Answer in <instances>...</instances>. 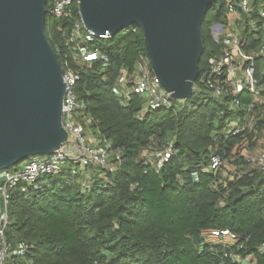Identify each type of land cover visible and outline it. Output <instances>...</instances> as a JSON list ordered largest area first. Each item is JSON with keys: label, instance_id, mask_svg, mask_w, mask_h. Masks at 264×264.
<instances>
[{"label": "trees", "instance_id": "16d2710c", "mask_svg": "<svg viewBox=\"0 0 264 264\" xmlns=\"http://www.w3.org/2000/svg\"><path fill=\"white\" fill-rule=\"evenodd\" d=\"M225 1L215 0L201 22L203 52L193 95L144 111L140 95L113 92L117 85L129 91L139 55L147 57L141 29L131 25L109 38L80 42L99 56L79 64L78 50L65 44L77 8L69 19H54L46 0V37L62 71L67 64L79 73L74 117L84 130L105 137L119 158L110 153L114 171L88 165L85 187L70 175V163L59 176L40 179L37 188L13 192L7 264H243L231 255L264 264V170L243 154L264 137V121H257L255 133H234L229 123L242 116L250 92L238 93L233 107L230 94L211 98L203 79L222 52L210 26L229 27ZM240 37L251 53L264 42V30L241 31ZM123 72L127 81L120 83ZM254 76L264 89L260 58H254ZM168 141L173 152L158 165L155 154ZM215 154L222 163L214 171L209 163ZM220 230L234 237L212 234Z\"/></svg>", "mask_w": 264, "mask_h": 264}, {"label": "water", "instance_id": "95a60500", "mask_svg": "<svg viewBox=\"0 0 264 264\" xmlns=\"http://www.w3.org/2000/svg\"><path fill=\"white\" fill-rule=\"evenodd\" d=\"M214 3L78 0L77 9L84 28L102 38L138 26L160 86L182 101L194 93L203 52L201 22ZM45 4L0 0V170L49 155L67 139L61 125L65 82L44 31Z\"/></svg>", "mask_w": 264, "mask_h": 264}, {"label": "built area", "instance_id": "2783aa9c", "mask_svg": "<svg viewBox=\"0 0 264 264\" xmlns=\"http://www.w3.org/2000/svg\"><path fill=\"white\" fill-rule=\"evenodd\" d=\"M226 0L225 6L228 12V26L224 28L216 26L211 28L212 37L216 42L221 41L223 48L221 54L212 60L211 66L203 75L209 89V95L216 100L221 99L225 94H230V106L238 105L236 96L242 90L250 92L252 100L249 104L242 107L243 114L239 119L229 123L233 127L234 133L254 129L256 123L264 121V89L257 86L254 76V58H260L264 64V42L251 53L245 52V39L240 37L241 31H256L257 28L264 30V0ZM49 13L56 19H69L74 8L78 6V0H50ZM78 13V9H77ZM234 14V18H229ZM242 14L246 15V20ZM255 16L254 18L252 16ZM236 22H241L242 27L235 26ZM260 22V25L258 24ZM234 25L231 27V25ZM227 34L226 37H224ZM96 36L93 32L84 28L78 13V19L73 23L69 32L66 45L78 50V63L83 64L96 60L99 56L97 51H86L79 44L80 42L92 41ZM63 82H65V92L62 102L61 125L67 131L66 141L49 155L31 156L21 162L15 170H0V264H7L9 243L6 240V228L9 222L8 206L13 192L26 193L31 187L37 188V183L45 176H59L69 164L70 175L77 177L82 187L88 185L90 174L86 172V167H104L109 171H114L115 166L110 163V153L117 158L119 155L110 149V142L103 136L98 137L90 130L82 127L75 119L76 109L79 107L74 86L79 79V73L66 64L62 71ZM132 85L129 91L122 92L115 86L113 92L124 98H128L130 93L138 94L142 97V110H153L160 107L168 108L172 104L169 94L160 86V83L151 70L148 56L139 55L135 69L131 74ZM126 76L123 72L119 79L120 83H125ZM258 145L261 148L254 156H247L246 160L253 163L256 167L264 170V137L259 139ZM172 143L166 142L158 156V165L166 162L172 154ZM222 163L218 154L211 157L209 163L210 170H217ZM212 234L219 236L234 237L227 230L212 231ZM264 248V246L262 247ZM234 261L243 264H251L250 260L231 255Z\"/></svg>", "mask_w": 264, "mask_h": 264}, {"label": "rangeland", "instance_id": "374dc122", "mask_svg": "<svg viewBox=\"0 0 264 264\" xmlns=\"http://www.w3.org/2000/svg\"><path fill=\"white\" fill-rule=\"evenodd\" d=\"M54 18V17H53ZM55 19V18H54ZM213 25V24H212ZM212 25L210 26V31H211V28H212ZM211 37H212V31H211ZM213 38V37H212ZM193 95V94H192ZM261 148V146H257L256 148H245V150L243 151V154H245V155H247V156H254L256 153H257V151L259 150ZM22 162V161H21ZM21 162H19L17 165H15V166H12V167H9L8 169L9 170H15L20 164H21ZM227 166H228V168H231L230 166H229V164H226ZM88 171H90V168H88L87 169ZM225 172L226 173H229V171H227L226 169H225Z\"/></svg>", "mask_w": 264, "mask_h": 264}, {"label": "crops", "instance_id": "0c3cea01", "mask_svg": "<svg viewBox=\"0 0 264 264\" xmlns=\"http://www.w3.org/2000/svg\"><path fill=\"white\" fill-rule=\"evenodd\" d=\"M229 18L231 19V22H232V19L234 18V14H230L229 15ZM233 23V22H232ZM231 25V24H230ZM239 25V22H236L235 26L238 27ZM234 25H231V27H233Z\"/></svg>", "mask_w": 264, "mask_h": 264}]
</instances>
